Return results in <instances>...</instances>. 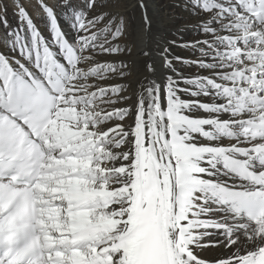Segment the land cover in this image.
Wrapping results in <instances>:
<instances>
[{"label": "snow or ice", "instance_id": "1", "mask_svg": "<svg viewBox=\"0 0 264 264\" xmlns=\"http://www.w3.org/2000/svg\"><path fill=\"white\" fill-rule=\"evenodd\" d=\"M0 264H264V0H0Z\"/></svg>", "mask_w": 264, "mask_h": 264}, {"label": "bare ground", "instance_id": "2", "mask_svg": "<svg viewBox=\"0 0 264 264\" xmlns=\"http://www.w3.org/2000/svg\"><path fill=\"white\" fill-rule=\"evenodd\" d=\"M25 4L27 5V7L30 10H35L36 5H37V0H24ZM167 11V10H166ZM10 14H11V9H10ZM188 16V17H187ZM189 15L187 14H180L178 16L175 17L176 22L178 23L179 26L183 27V25L187 24L189 22ZM196 19H198V17H195ZM196 24V23H194ZM41 28L43 29L45 26L43 24V22H41ZM192 30V31H190ZM176 32L175 29H173V33ZM181 36H173V37H179L182 39H193L196 38L199 33L196 30L195 26H190L187 30H183ZM45 35L48 36L49 34L47 33V31L45 30ZM172 38V37H170ZM176 54L177 55H188L187 50H181V49H177L176 50ZM177 68L181 71H183V74L185 76H191L193 74H195L197 72V70L195 68H193L191 65H177ZM184 85H182L183 87ZM211 255H217V254H221L223 255V253H216L215 251H213L212 253H210Z\"/></svg>", "mask_w": 264, "mask_h": 264}, {"label": "rangeland", "instance_id": "3", "mask_svg": "<svg viewBox=\"0 0 264 264\" xmlns=\"http://www.w3.org/2000/svg\"><path fill=\"white\" fill-rule=\"evenodd\" d=\"M196 22H197V19L195 17L190 16L189 17V22L187 24L183 25V29L187 30L190 26H195L196 27V24H194ZM190 31H192V30H190ZM181 35H182L181 32L180 33H177V32L173 33V36H181Z\"/></svg>", "mask_w": 264, "mask_h": 264}]
</instances>
